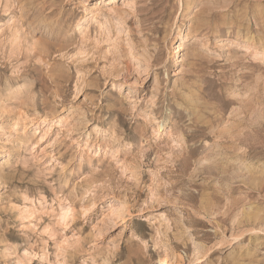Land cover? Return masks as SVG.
I'll return each mask as SVG.
<instances>
[{
  "label": "rangeland",
  "instance_id": "374dc122",
  "mask_svg": "<svg viewBox=\"0 0 264 264\" xmlns=\"http://www.w3.org/2000/svg\"><path fill=\"white\" fill-rule=\"evenodd\" d=\"M100 1L0 0V264H264V0Z\"/></svg>",
  "mask_w": 264,
  "mask_h": 264
},
{
  "label": "bare ground",
  "instance_id": "6f19581e",
  "mask_svg": "<svg viewBox=\"0 0 264 264\" xmlns=\"http://www.w3.org/2000/svg\"><path fill=\"white\" fill-rule=\"evenodd\" d=\"M102 1V0H101ZM100 1V2H101ZM111 1V3L114 1V0H110ZM184 5H186V4H184ZM187 6V5H186ZM261 15V14H260ZM259 22V23H258ZM257 22V24H259V26L261 25V27H259V28H264V19H261V20H259ZM246 24V23H245ZM248 25V24H247ZM130 49V48H129ZM131 50H132V48H131ZM180 50H184V48H179V51ZM138 51V50H137ZM141 53V52H140ZM141 61V60H140ZM169 214L167 213H165L164 211H161L160 212V216H156L155 218H157L158 219V221L159 220H163V219H161V218H163V217H169L168 216ZM171 218V217H170ZM170 218H168V219H170ZM157 236V235H156ZM165 236H167V235H165ZM174 236V235H173ZM176 237V236H175ZM182 256V255H181ZM180 256V254L179 253H177V250H175L174 252H173V255L171 256V257H164L163 259H161L160 261L162 262V264H182L181 263V259H182V257Z\"/></svg>",
  "mask_w": 264,
  "mask_h": 264
}]
</instances>
